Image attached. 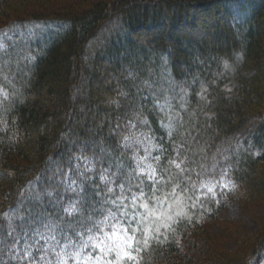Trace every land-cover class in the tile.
<instances>
[{
	"label": "trees",
	"instance_id": "16d2710c",
	"mask_svg": "<svg viewBox=\"0 0 264 264\" xmlns=\"http://www.w3.org/2000/svg\"><path fill=\"white\" fill-rule=\"evenodd\" d=\"M55 3L0 0V264H58L61 258L70 262L72 256L56 254L63 247L59 234L58 247L36 233L48 235L44 226L50 220L62 226L103 220L105 206L98 200L108 194L99 168L81 184L73 162L74 155L98 153L101 170H117L110 187L124 183L127 191L139 181L149 205L154 191L159 199L179 195L189 205L197 204L194 215L172 221L159 238L149 237L148 246L138 244L142 251L125 264H190L189 256L175 247L174 234L189 231L198 237L190 229L199 222L195 216L214 220L217 207H206L212 206V198L230 193H203L201 183L225 175L233 188L240 184L264 191L259 170L264 111L254 121L248 112L264 104V0H98L76 9ZM200 4L216 20L215 43L174 31L197 21L188 19V7ZM220 16L228 23H220ZM140 27L151 32L145 40L138 35ZM101 67L116 78L103 81ZM81 78L84 96L71 98ZM115 87L122 100L118 105L107 102ZM116 115L125 118L122 125ZM138 130L155 145V190L134 164L136 152L121 146ZM225 141L230 143L221 146ZM209 156L214 167L201 169ZM67 172L76 176L83 189L80 196L67 190ZM97 190L104 196L98 197ZM74 200L79 211L70 216L64 209ZM132 211L128 209L129 216ZM136 212L139 217L141 209ZM23 229L30 235L26 238L32 252L25 258L19 249L18 259L11 247L15 233L21 235ZM260 237L245 264L264 255V234ZM202 244L200 250L207 251V243Z\"/></svg>",
	"mask_w": 264,
	"mask_h": 264
},
{
	"label": "rangeland",
	"instance_id": "374dc122",
	"mask_svg": "<svg viewBox=\"0 0 264 264\" xmlns=\"http://www.w3.org/2000/svg\"><path fill=\"white\" fill-rule=\"evenodd\" d=\"M95 1L98 0H57V3L55 4H57L58 8L76 9L81 7L82 5H85L87 3L91 4ZM194 14L195 12H191V16L194 17ZM220 17L221 18L218 20L220 23L223 22L228 23L227 19H225L224 16H220ZM195 19H197V21H192L190 25L184 24L183 28L178 27L177 28L178 30L177 29L174 30L175 33L176 31L177 33L181 31V34L187 33L197 41H211V43H215V41H213V37L218 35V33L216 32L217 27L214 25L216 23V20L215 19L213 20L210 17V15L207 14V10L203 8H201L200 12H198V14L195 15ZM210 19H212V21ZM138 29H139L138 35L141 40H145L150 36L151 33L150 30L147 31L145 27H140ZM106 65H108V63L104 64V66ZM101 71L106 74V76H102L103 81H107L108 77H112V80L116 78V75H113V73L108 71L107 68L101 67ZM84 88L85 85L82 82V78H81V80L77 82V84L72 88V91L69 96L75 99L82 98L84 96V92H83ZM114 94L115 96H112L113 98H107V102L118 105L122 100L116 97V96H120V93L118 92V88L116 87L114 88ZM262 111H264V104L253 105L248 112H249V116L253 117V121H254L255 118L261 117ZM258 113H260V116H258ZM93 115H95L93 114V112L89 113L87 115V119L90 121L92 117H94ZM101 117L103 118V113ZM115 120L118 124L122 125L123 121H125V118L116 115ZM128 128L132 129L131 127ZM132 135L133 136L130 140L125 139L122 141L121 143L122 149L131 147L132 151L136 152L133 154L132 159L134 160V164L137 166L139 172L140 171L151 172V170L154 169L153 153L155 152V145L153 141L150 139V136H148V134L139 130L134 131ZM228 143L230 142L225 141L222 143L221 146H224ZM80 150L84 151L83 147H81ZM198 150H200V148L197 149V152ZM201 153L202 152L199 153L200 156H202L203 154ZM78 155L79 154L74 155V160H73L75 164L74 168L77 169V167L79 166L81 170H83V168L85 167V162L82 159H78L80 158ZM100 157H101L100 153H98L97 156L91 155L87 157L92 160L94 165L91 172L93 171L95 172L96 169L99 168L97 170L98 174L100 172L99 175L106 174L108 179L114 180L112 179V177L115 178L114 176L115 174H117V170H114L112 168L111 169L104 168L101 170L100 169L101 167L97 163L100 162L99 160ZM208 160H212V161L208 163ZM208 160L207 163L202 161L203 163L200 164L201 169L202 168L205 169L207 167L210 168L212 166L214 167L215 160L213 159V157L209 156ZM260 165L261 166L259 170L263 174L264 161H262ZM76 173L75 175L77 176L78 174ZM75 175L71 177L68 174V172L65 174L66 187H68V185L71 183L72 180L77 181ZM90 175L88 172L89 177ZM55 176H58V173L57 175L54 174L52 179H54ZM259 178L260 177H257L258 180ZM77 184L79 183L77 182ZM112 184H107V185L105 184L106 188L110 187ZM119 184L121 183L114 184L113 186L115 188L114 187L113 188L119 190L120 192V189L118 187ZM127 188L128 187H126V189ZM209 188H212L211 192L208 191ZM200 189H203L202 192L206 194H211V193L215 194L216 190H229V189H230V193L227 194L224 193L221 197H218V199L212 198L213 199L211 200L213 202L212 206L208 205V207H206L205 210L207 209L209 210L210 208L217 207L216 218L214 220H208L205 217L202 220V218H200L198 215L195 216L197 218V221L199 222L198 224H192L190 229L197 231L198 237H191L193 233L189 231H186L183 234L180 233L174 234L175 247L189 256V258L191 259L190 264H243V263L245 264L247 255H249L256 247V245H259L263 240V238L260 240L261 238L260 236L264 234V191L254 192L253 189H250L249 186L245 187L244 185H240V184L237 187L233 188V184L227 180L225 175L218 179L217 178L206 179L203 183L200 184ZM173 192L174 190L172 191V193ZM162 193H166V192L163 190ZM74 194H76V192ZM72 197L73 199L76 200L75 198L76 195H73ZM165 197L166 195L161 196L160 200L163 201V204L162 205L156 204L153 214L149 215L148 219L145 220L141 225V231L137 234L139 244H142L141 242L144 241L146 236L149 238L153 235L154 237L159 238L160 235L158 234L166 228L164 227L165 224H170L172 221L176 220L178 217L182 215L189 216L193 213V209H197L196 208L197 204H195V206H193L194 204L189 205V202L185 200L186 198L181 199L179 195L176 196L173 200H168V198L165 199ZM35 199H39V197L36 196ZM54 200L56 201V199ZM201 202L202 201L200 200L199 203ZM201 204L203 205V202ZM152 206H153V202L151 203L150 207ZM139 209H141L140 214L143 215L147 214L144 212L142 208ZM178 213L180 215H177ZM169 216L172 217L171 220L168 219ZM37 219L40 220V218ZM133 227H136V225L133 224ZM157 228L159 229V233H157L156 231ZM19 233L18 232L15 233V236L13 237V245L11 247L13 250L12 252L13 257L16 258L19 257V255H21L18 252L19 249H21L24 253V249L28 247L29 242H31L30 239L26 238L27 236L30 235L27 234V231H25V229L22 230L21 235H19ZM191 240L194 241L195 243L193 247H191L190 244ZM203 242L207 243L208 245L207 251L200 250V247L205 248L204 245L202 244ZM195 246L198 248H195ZM76 250L77 249L71 248L70 252ZM88 251H90V249L85 250V253H82L81 257L87 254ZM96 251L98 252V250ZM133 257L134 259L138 257L137 252H133ZM35 259L37 260L38 258L35 257ZM213 259L214 260L217 259L218 261H214ZM130 260L133 259L124 258L121 260V264H125L127 261ZM250 261H251L250 259L247 260V262ZM68 264H84V261L82 258L80 260H77L74 257H71L70 262ZM89 264H91V262H89ZM154 264H161V263L155 262ZM251 264H264V255L262 257L259 256L258 258H256Z\"/></svg>",
	"mask_w": 264,
	"mask_h": 264
},
{
	"label": "snow or ice",
	"instance_id": "6c2138e0",
	"mask_svg": "<svg viewBox=\"0 0 264 264\" xmlns=\"http://www.w3.org/2000/svg\"><path fill=\"white\" fill-rule=\"evenodd\" d=\"M230 65L227 61H224V68L228 69ZM85 162V167L83 170L78 166L76 169L77 174L80 176V183L90 181V177L86 173L91 172L94 167L91 159L86 157H80ZM158 159V157H157ZM176 167L179 168L180 165L176 164ZM149 182L150 186L155 190V185L158 183L155 169H152L151 172H141ZM100 180L107 184H112L113 181L108 179L106 174L100 175ZM130 183V182H129ZM120 192L116 194L113 187H107L106 192L108 194L103 200H98L99 203L105 206L103 220H92L88 218V223L78 221L77 225L73 223H67L66 226L49 221L46 224L45 230L49 233L45 235L43 232L37 231L36 236L45 242H54L56 246L61 245V240H57V234L62 237L63 247L59 253H56L57 256H72L77 260L81 258L84 261V264H121V260L124 258L134 259L133 252L142 251L138 248L137 245L139 241L137 239V234L141 231V225L145 220L148 219L149 215H152L155 210L156 204H163V201L155 197V191L153 192V206L150 207L148 199L145 198L144 190L140 187L139 181L133 188L131 185L125 191L124 184L118 185ZM68 191L76 192L78 196L81 195L83 189L77 186V181L72 180L68 185ZM209 192L212 191V188L208 189ZM49 196L52 195L51 192L48 193ZM97 196H104V193L97 190ZM165 199H167L165 197ZM77 201H73L69 204L64 211L68 215H73L79 211L77 207ZM110 207H107L109 206ZM142 208L146 215L140 214L139 219L138 213L136 212L137 208ZM131 208L133 211L131 216H129L128 209ZM177 215H180L179 213ZM169 220L172 219L171 216L168 217ZM178 222V221H177ZM133 224L136 227H133ZM164 227L170 228V224H165ZM81 229H83L81 231ZM159 233V229H156ZM85 233L87 234V239H84ZM157 238V237H153ZM38 242V241H37ZM145 246L149 245V238L146 236L143 241ZM74 248L76 251L65 253V249ZM90 249L83 257L82 253H85V250ZM98 250V252L96 251ZM32 252V246L29 245L24 249L25 258L30 257ZM19 259V257H17ZM34 259V257L32 258ZM40 260H44V256L39 257ZM58 264H67V260L61 258Z\"/></svg>",
	"mask_w": 264,
	"mask_h": 264
},
{
	"label": "bare ground",
	"instance_id": "6f19581e",
	"mask_svg": "<svg viewBox=\"0 0 264 264\" xmlns=\"http://www.w3.org/2000/svg\"><path fill=\"white\" fill-rule=\"evenodd\" d=\"M209 2V1H208ZM215 4V3H214ZM203 6H204V4H200V5H197V6H195V7H193V6H189L188 7V10L189 11H193V12H195V14H194V18H195V15H197L198 14V12H200V9L201 8H203ZM179 9V7H177V9L176 10H178ZM188 15V19L190 18V16H191V13H187ZM209 15V14H208Z\"/></svg>",
	"mask_w": 264,
	"mask_h": 264
}]
</instances>
